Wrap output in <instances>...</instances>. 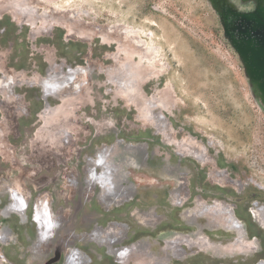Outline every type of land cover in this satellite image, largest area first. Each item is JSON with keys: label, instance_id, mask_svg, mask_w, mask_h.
I'll use <instances>...</instances> for the list:
<instances>
[{"label": "rangeland", "instance_id": "rangeland-1", "mask_svg": "<svg viewBox=\"0 0 264 264\" xmlns=\"http://www.w3.org/2000/svg\"><path fill=\"white\" fill-rule=\"evenodd\" d=\"M226 9L264 14V0H0V264H55L66 250L88 264H159L152 250L138 256L139 245L171 236L210 245L195 242L172 264H264L254 219L264 213V78L252 74ZM77 68L80 96L61 105L51 92ZM105 152L126 179L115 190L133 188L111 205L86 183ZM224 176L232 186L212 181ZM179 185L184 207L172 196ZM14 195L19 212L7 208ZM41 196L63 218L45 249L35 247ZM195 200L224 202L241 233L216 223L197 233L203 224L187 217ZM117 224L126 242L112 256L105 235Z\"/></svg>", "mask_w": 264, "mask_h": 264}, {"label": "bare ground", "instance_id": "bare-ground-1", "mask_svg": "<svg viewBox=\"0 0 264 264\" xmlns=\"http://www.w3.org/2000/svg\"><path fill=\"white\" fill-rule=\"evenodd\" d=\"M58 68H59L58 66H54V65L51 66V70H56ZM63 75H64V77H66V80L68 81V83H66L63 91H58V92L53 91L54 93L51 92L52 93L51 95H53L55 98H57L60 101L61 105L65 104L67 101H70V100H73V101L78 100V98H79L78 96H80L79 94H80L81 90L83 89V85L81 82H78V79L82 78V75H84V74L80 69L77 68V69H73V71H68V72L64 73ZM38 86H40V85H38ZM61 90H62V88H61ZM46 97H48V96H46ZM9 133L11 135H16V132H14V131H10ZM111 154H112L111 152H105V153H101V155H99L98 162H100V165H96L95 167L96 168L100 167L101 173L99 175L95 176L94 179L92 178L94 176L93 175L90 178V180L92 179L91 182H90V180L86 181L87 185H89V186L90 185L92 186L93 184H95L96 186L97 185L101 186V188H102L101 199L105 204L107 203L109 205L112 204V203L110 204L108 201L109 199H111V197H112V199L114 198L116 203H119V202H121L123 197H126V195L133 194V188H130V187H126L125 189H116L115 190V188H114L115 181L117 180L119 182L124 183L126 181V179H125L123 174H119V172H118L119 167H117V165L115 163L116 160H115V158H113L111 156ZM189 156L195 158L197 161H199L201 163L208 164L207 158L204 156V154H202L200 152L193 151V152L189 153ZM123 166H125L124 168H126L127 165L123 164ZM212 177H213V175H212ZM212 181H214L215 183H218V184H229L231 186L233 185V182L229 181V179L226 176L220 177L218 179L212 178ZM174 182H178V181H174ZM237 186H238V184H237ZM181 187L182 186L179 185V188L172 192L174 204L176 207H184L185 204L187 203V200L189 199V198L185 197V192H183V190H181ZM117 190H118V192H117ZM111 191H113V192H111ZM115 191L118 194L115 193ZM106 193H109V194L107 196H105ZM16 195H14L15 197L12 199L11 205L7 206V208L9 210L12 209V210L19 212L22 208H21V204L20 205L18 204V200L16 198ZM18 199H20V197ZM102 201H101V203H102ZM193 202H194V209L191 213L188 214L187 217H189V218L191 217L192 221H194V223L203 224V226H201L197 230V233L198 232L203 233L205 228L208 225H210V224L212 225L214 223H216L217 225L225 226L229 230H231L235 233H238V235L241 233V226L238 223L239 221H237V219H236V213L233 212L229 206L225 205L224 202L214 200V201H211L212 203L208 206H207V203H205V202H200V201L197 202L196 200ZM204 206H206V207H204ZM48 207H50V206H48L47 201L45 202L44 199L42 198V196L38 197L36 199L35 205H34V215H33V220L35 222H37V224L39 225L38 239H37L36 245H35L36 248L42 247L43 249H45L49 245V242H48L49 240H46V239L49 236H51L53 233H55L57 230L58 224L60 222H63V218L62 217H55L54 216L55 213L53 214V212H51V211L49 212ZM254 219L259 225H261L264 228V213H261L260 211L255 212ZM145 220H146V222L151 223L154 226H156L160 222L159 220H157L155 218V216L151 215L150 213L146 217ZM57 222H59V223H57ZM118 226L119 225L117 224V226L115 228H107V230H106L107 232L116 233L113 236H108L107 234L105 235V237L107 239V241H105V244L108 247H110L108 254H110L112 256L113 255L117 256L118 253H117V251H114V250L119 245L126 242V234H122L124 229L122 230ZM43 227L50 228L49 233H44ZM97 234H98V232L93 233V235H92L93 241L97 240V238H98V237L96 238ZM92 236H90V237H92ZM2 239L0 238L1 241H2ZM103 239L104 238H102V237L98 238V242L102 246L105 245V244L104 245L102 244V242H104ZM238 239H240V236L237 237V240ZM70 240H71V238L68 239L67 241L70 242ZM162 240H163L162 247H159L158 245L161 243ZM193 240L188 239L187 241H185L184 239H182L179 236H171L167 239L159 238V241H157L154 244H148L147 243V248H144V246H142L143 244L139 245L140 248H139V251H137V254L140 257L149 256L150 253L147 252V249H149L150 251L151 250L154 251V252H151L152 254L154 253L155 256L159 257V259H160L159 264H172V263H174L175 260L183 261L184 257H186L187 250L191 251L195 247V245H196L195 242H197V244L199 242V247H202V248L210 247L209 244L204 245L202 243V241H198V240L195 241V239H193ZM46 241H47V243H45ZM223 249L228 251V250H233L234 248L229 245V246L223 247ZM154 255H151V256H154ZM88 263L89 262L87 261V258L84 255H82L81 252H77L74 250L73 251L66 250L64 252V263L63 264H88ZM116 263L117 264H128V263H125L124 261H118V260H116Z\"/></svg>", "mask_w": 264, "mask_h": 264}, {"label": "water", "instance_id": "water-1", "mask_svg": "<svg viewBox=\"0 0 264 264\" xmlns=\"http://www.w3.org/2000/svg\"><path fill=\"white\" fill-rule=\"evenodd\" d=\"M241 16V25H245V30L240 27L238 31L239 33L244 32L247 36L243 38L240 51L255 78H264V14L257 9L251 13L241 14ZM249 25H253L251 30L247 28Z\"/></svg>", "mask_w": 264, "mask_h": 264}, {"label": "flooded vegetation", "instance_id": "flooded-vegetation-1", "mask_svg": "<svg viewBox=\"0 0 264 264\" xmlns=\"http://www.w3.org/2000/svg\"><path fill=\"white\" fill-rule=\"evenodd\" d=\"M225 13V19H226V22L228 23V27H229V30L231 31V34H233L234 36H236L237 38H246V34L243 32V33H239L238 29L235 28L234 29V26H232L231 23H234L235 25L239 22L241 23V15H239L238 13L237 14H231L229 11H227V9L224 11ZM237 22V23H236ZM238 25V24H237ZM233 27V28H232ZM236 27V26H235ZM245 28V25L241 27V29L243 30ZM247 28L249 30H251L253 28V25H249L247 26ZM245 30V29H244ZM58 234V232L55 233V236ZM61 239V236L59 237V240ZM59 243V242H58ZM54 254H56V249L54 251ZM57 255V254H56ZM58 260V261H57ZM56 262L55 264H63L64 263V257H60V254L58 255V258L56 259Z\"/></svg>", "mask_w": 264, "mask_h": 264}]
</instances>
